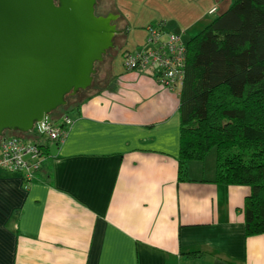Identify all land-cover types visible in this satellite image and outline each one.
I'll list each match as a JSON object with an SVG mask.
<instances>
[{"label":"crops","instance_id":"0c3cea01","mask_svg":"<svg viewBox=\"0 0 264 264\" xmlns=\"http://www.w3.org/2000/svg\"><path fill=\"white\" fill-rule=\"evenodd\" d=\"M115 15L117 49L129 24ZM126 52L61 114L72 123L60 144L31 135L42 163L26 189L0 170V264H264V234L244 236L247 188L213 183L207 162L178 180L179 91L155 67L125 70Z\"/></svg>","mask_w":264,"mask_h":264},{"label":"trees","instance_id":"16d2710c","mask_svg":"<svg viewBox=\"0 0 264 264\" xmlns=\"http://www.w3.org/2000/svg\"><path fill=\"white\" fill-rule=\"evenodd\" d=\"M184 44L178 180L187 181L188 164L206 162L214 150L212 182L247 188L242 205L244 236L262 235L264 0H232L227 11ZM36 127L28 134L36 137Z\"/></svg>","mask_w":264,"mask_h":264},{"label":"water","instance_id":"95a60500","mask_svg":"<svg viewBox=\"0 0 264 264\" xmlns=\"http://www.w3.org/2000/svg\"><path fill=\"white\" fill-rule=\"evenodd\" d=\"M97 1L0 0V138L46 126L92 85L120 34L119 16L96 15Z\"/></svg>","mask_w":264,"mask_h":264},{"label":"built area","instance_id":"2783aa9c","mask_svg":"<svg viewBox=\"0 0 264 264\" xmlns=\"http://www.w3.org/2000/svg\"><path fill=\"white\" fill-rule=\"evenodd\" d=\"M214 12L215 9H212L209 14ZM146 32L145 45L141 49L123 54V68L131 71L155 67L159 86L169 91H179L186 57L181 34L153 25L147 26ZM71 123V118L63 115L60 126L38 124L36 131L48 141L60 144ZM41 163L42 153L37 143L17 136L5 135L0 139V170L20 174L25 189L32 183Z\"/></svg>","mask_w":264,"mask_h":264},{"label":"rangeland","instance_id":"374dc122","mask_svg":"<svg viewBox=\"0 0 264 264\" xmlns=\"http://www.w3.org/2000/svg\"><path fill=\"white\" fill-rule=\"evenodd\" d=\"M213 1V2H211ZM207 3V4H206ZM211 3V5H210ZM210 5L207 7V5ZM232 0H98L95 7V14L98 16H105L107 13L115 14L122 13L129 24L125 32V42L122 48L109 50L108 56L116 53L114 56L115 65L121 64V54L124 51H134V49H141L143 42H145L147 35L146 28L148 25L164 27L167 32L182 33V40L187 43L191 37L197 35L209 23L212 18L217 17L227 11L231 6ZM215 9L214 14H209V11ZM201 16L199 21L196 19ZM121 22L124 21L120 18ZM119 21V22H118ZM117 25L121 26L119 18L115 21ZM123 25V24H122ZM187 28L186 30H181ZM180 29V30H179ZM120 31V30H119ZM121 34V31H120ZM119 37L116 36L114 44L119 43ZM105 57V59H109ZM97 74L102 76L104 74V63H97ZM106 79V78H105ZM107 82V81H106ZM107 86V85H105ZM97 88L96 81H92V85L85 91L75 95L76 101L83 100L92 89ZM73 99H66V106L56 109L48 117V122L54 117L55 121L60 120V116L64 112H69V106L74 104ZM21 136L25 141H32L29 134H18L8 132L7 136ZM40 140V138H39ZM214 150L206 158V167L214 166L215 158Z\"/></svg>","mask_w":264,"mask_h":264},{"label":"flooded vegetation","instance_id":"af4514ba","mask_svg":"<svg viewBox=\"0 0 264 264\" xmlns=\"http://www.w3.org/2000/svg\"><path fill=\"white\" fill-rule=\"evenodd\" d=\"M107 14H108V13H107ZM120 35H122V34H118L117 36H120ZM114 40H115V38H114ZM106 56H108V52H107ZM106 56H105V57H106ZM105 57H104V58H105ZM103 61H104V59H103ZM103 61H102V62H103ZM98 65H99V64H96V65H95L96 72H97V66H98ZM96 72H95V74H96ZM95 74H94V75H95ZM94 75H93V76H94ZM69 98H70V97L68 96V99H69ZM66 99H67V98H66Z\"/></svg>","mask_w":264,"mask_h":264}]
</instances>
